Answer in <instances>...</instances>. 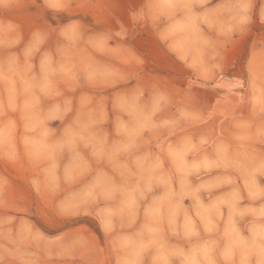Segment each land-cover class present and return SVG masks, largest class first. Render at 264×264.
<instances>
[{"label": "clouds", "instance_id": "1", "mask_svg": "<svg viewBox=\"0 0 264 264\" xmlns=\"http://www.w3.org/2000/svg\"><path fill=\"white\" fill-rule=\"evenodd\" d=\"M0 264H264V0H0Z\"/></svg>", "mask_w": 264, "mask_h": 264}, {"label": "rangeland", "instance_id": "2", "mask_svg": "<svg viewBox=\"0 0 264 264\" xmlns=\"http://www.w3.org/2000/svg\"><path fill=\"white\" fill-rule=\"evenodd\" d=\"M137 47H139L142 51L147 55L153 54V49L151 42L146 37H141L136 41Z\"/></svg>", "mask_w": 264, "mask_h": 264}]
</instances>
